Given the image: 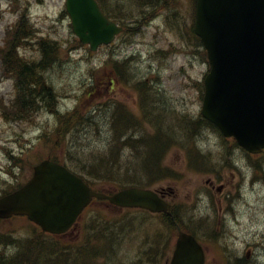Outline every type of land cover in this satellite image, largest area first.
I'll return each mask as SVG.
<instances>
[{"label": "rangeland", "instance_id": "obj_1", "mask_svg": "<svg viewBox=\"0 0 264 264\" xmlns=\"http://www.w3.org/2000/svg\"><path fill=\"white\" fill-rule=\"evenodd\" d=\"M119 3V11H121L124 15H134L132 12L133 2L134 0H115ZM65 0H0V43L6 33V28L9 24L14 22L19 14L18 10L20 6L22 8L28 7V10L31 15V19L36 24L38 29L42 32L43 35L50 36L59 41L70 40L73 42L75 35L72 33L71 27L69 25V18L67 17L64 9ZM180 19V17H179ZM175 22V20H174ZM156 23H161L160 20H157ZM164 24L160 27L161 31L155 32L153 29H148V32L139 38L135 39V43L132 46H128V50L135 48L137 51L140 50L143 46L149 47L150 45H157L155 50L150 51V57L147 56V60H134L142 63L145 67L142 68V71L137 73L136 78L133 77L134 73H129V71L123 68V77L130 76V80L128 81L134 84H138L139 79L146 76L148 64L151 62L150 60H159L158 63L161 66L162 73V82L168 93L170 94L172 100L177 102L176 105L183 109L186 108V111L192 114H198L201 101H200V91L198 86L195 85L194 80H201L205 71L207 70V65L199 56L198 61L196 58H193L192 64L189 63L180 53L178 45L180 43V39L178 38V32L173 31L171 33L169 30L170 26L168 22H163ZM171 24V23H170ZM154 28L153 25H151ZM172 26V24H171ZM182 27V26H181ZM156 30V29H155ZM176 36V37H175ZM33 40V39H30ZM127 41V39H126ZM74 41L75 47L72 48L70 45L68 49H65L62 54L59 53L60 59L58 62L54 64V66L50 67L46 71V76L52 81L55 88H57L60 93L58 97L60 99V103L58 107L61 108H72L75 106V98L74 94H81L84 89H86V84L89 79V71L92 66L98 65L100 61L106 60V53L109 48L99 49L95 53H90L87 48L82 45H77ZM127 43V42H126ZM33 46V49L29 48L27 55L37 53V45L35 43H28L27 41H23V46ZM117 44L113 47L116 48ZM167 48L165 50L166 55L169 60H165L164 53L155 52L158 48ZM144 48V47H143ZM144 53V51H141ZM19 53V52H18ZM111 54V52H110ZM136 56L139 54L134 53ZM146 57V56H145ZM139 58V57H138ZM187 67V69H186ZM186 71L191 75V78L187 79L184 76L186 75ZM1 73V68H0ZM94 84L99 82L100 76L96 72L94 76ZM155 82V80H154ZM105 88L101 87L99 89L100 93H103ZM0 92L4 95V98L0 99V110H2L6 114V118L0 115V183H5L8 190L13 189L18 183L24 182L32 172V166L40 157H44L47 154H53L59 157L63 156L64 147H60L59 145L52 146V139L50 143H46L42 137L37 136L36 134L40 133L41 136L46 137L44 134L45 130H52L55 121L57 120L56 114L53 116L50 112L53 111L54 108H39L38 110L33 111L31 114L32 119L36 122V125L30 126V124L26 125H18L13 122L10 123L7 121L11 117V111L6 106V101L8 102V98L14 93V89L12 86V81L4 80L0 83ZM122 95H128L127 92H121ZM97 96V91L92 93L91 95H85L82 98V103L84 108L91 105L94 102L95 97ZM169 96V95H168ZM123 98V97H122ZM130 100V98H129ZM160 102L155 100L158 105V112L163 108L165 112L168 111L167 103L165 102V96H159ZM171 101V100H170ZM56 102V101H55ZM19 104L16 105L17 111L20 110ZM109 108L108 107L105 112L100 111L96 118L94 117V121L97 123L92 124L94 128L87 127L89 135L88 137L83 136L81 129L79 126H74L69 130V134L73 135V130L76 133L75 135V144L72 146V150L70 153L72 154V161L70 164L78 169L76 163L78 165L88 164L90 166H96L98 170L93 171L94 173H106L107 168L111 174H115L118 172L119 174L127 171L130 173L131 170L142 169L143 173L148 176L153 173L157 174L159 171L156 169L155 165H151L150 163L145 162L144 160V145H141L139 149L136 150L137 145L139 144V140L141 142H148V139H140L137 131L133 132V129L136 127L139 129L135 122H130L123 118L117 117V114L113 116V118H119L120 123L118 126H115L113 131L111 128V124L109 123ZM118 113H120L118 111ZM149 115V114H148ZM179 111L177 112V116H179ZM150 118V115H149ZM154 122L158 124L159 132L155 139H159L163 142V145L159 144V148L157 149V153L153 155L158 168V162L160 161V165L166 166L167 168H171L172 171L176 175V179L171 181V184L177 190V198L179 201L184 202L188 206L182 208L180 210V217L184 224L194 228L195 230H201V235H206L209 231V236L217 232V235H221V239L219 243H215L220 251V248H224L225 254L229 258H233V256H237L236 253L243 252L244 248L252 249V259L248 261H255V264H264V234H260V231L264 232V190L262 184H256L254 187L251 186L249 180L250 172H245V184L241 188L240 192L236 191L235 196H233L230 202L225 203V201L220 198L215 197L214 201L210 200L208 196L209 192L204 186L205 179L210 178V176L206 175L205 172L196 170L193 168L188 159L185 156V149L180 146L186 145L182 139H178V144H171L170 141L167 142L163 135H161V131H163L164 127H159V119L153 118ZM128 122V123H127ZM84 124V122H81ZM125 124V125H124ZM126 124H130L131 128H127ZM70 125H61L57 126V129L61 132V135L67 132L68 127ZM150 130V128H147ZM121 133H125L128 130L126 136H131L130 144L131 146L125 145V150L117 149V138L113 136V141L111 142L109 139L112 133H116L117 131ZM165 132V131H163ZM168 133V131H166ZM177 136L181 133L179 130L174 131ZM117 135V133H116ZM83 136V137H82ZM124 136L125 143L128 140V137ZM176 136V137H177ZM139 137V138H138ZM202 141L209 143V145L215 146L216 154L213 162L208 161V166H217L221 164V161L227 159V163L224 162L222 164V173L224 174V180L227 182L232 173L229 170L235 169V167H230L233 163L232 159H230V154L224 150V140L219 134L214 130H204L202 132ZM119 139H122L119 137ZM122 140V141H124ZM135 140V143L132 145V142ZM121 141V142H122ZM119 145H123L122 143ZM153 142V141H151ZM226 143L229 146V150L231 153L240 152V149L236 146H233L232 141L228 140ZM182 144V145H181ZM118 145V146H119ZM203 145L205 143L203 142ZM109 146V148H108ZM110 147L113 148L111 153H108ZM211 147V146H210ZM70 149V147H69ZM148 154L150 158L151 153H148L145 150V155ZM15 155L16 157H12ZM112 155L114 157V162L112 163L109 156ZM264 155V153H263ZM96 156L104 157L105 160L100 162H88L86 158H93ZM16 160L18 164V168L13 166V160ZM230 162V163H229ZM237 162L234 161V165ZM13 167L15 173L11 174L8 172V168ZM90 167V168H92ZM168 168V169H169ZM84 169H88L85 167ZM107 170V171H108ZM152 170V171H148ZM104 171V172H100ZM161 171V170H160ZM109 173V174H110ZM106 175V174H105ZM143 174L137 175L138 177H143ZM129 178H122V181H126L130 179L131 176H127ZM258 179V177H255ZM161 182V181H160ZM158 182V185H167L169 183L168 180L164 182ZM97 187H103L99 184ZM106 187H110L113 189L112 185H105ZM156 186V185H155ZM7 190V191H8ZM240 194V196H239ZM198 202H197V196ZM222 197V195H220ZM223 198V197H222ZM194 199H196L194 201ZM197 202V203H196ZM225 205V210L221 213V206ZM99 210L100 213L110 214L116 213V210L111 209L110 207H106L103 203L96 202L89 209L88 213L91 211ZM113 212V213H112ZM86 214V215H87ZM96 220V231H100L104 233V235L109 237V234H114V247H115V256H114V264H123L122 261L127 259V248H131L135 245L137 246V237H140L138 230L143 231V226L138 229H134L130 226L128 222L125 225H113V228H110L108 225L103 224L104 220L103 216H99ZM135 220V219H133ZM147 219H144L146 221ZM225 222V223H224ZM136 224V221L133 222ZM151 227V221L147 223ZM11 227V231L16 233V238L20 237L19 242H25V239L29 238L33 233L32 227L25 218L19 217L18 219H12L9 221H5L4 224L1 223V229H8ZM227 228H230V234L224 233ZM256 230L259 232L256 233ZM3 231V230H2ZM93 230H89L92 233ZM5 232V231H3ZM98 235V232L93 231ZM206 233V234H205ZM150 233H147V235ZM124 237H127L126 244H121ZM93 236L91 237L92 245L96 248L99 246L98 242L93 240ZM136 240V243L134 240ZM37 240V239H36ZM140 241L142 240L139 239ZM15 241V240H14ZM0 242H5L2 238ZM203 245L207 254V264H218L219 257L218 251L215 250V244L208 238L206 235L202 239ZM249 243L247 247L246 244ZM14 244H17L15 242ZM97 244V246H96ZM9 245H13L9 244ZM0 246L3 248L4 256L7 254H13L16 249L8 248V244L3 245L0 243ZM15 246V245H13ZM36 246H42L37 245ZM220 246V247H219ZM127 247V248H126ZM230 249V250H229ZM227 250H229L227 252ZM120 252V253H119ZM49 255L50 253L48 251ZM48 256V255H47ZM224 256V254H223ZM238 256H241L239 254ZM49 257V256H48ZM137 259L144 260L143 256H137ZM67 260V257L64 259ZM38 261V259H36ZM46 262V261H45ZM86 264L98 263L96 260L87 259L85 261ZM254 263V262H252ZM46 264H49L48 262ZM99 264V263H98Z\"/></svg>", "mask_w": 264, "mask_h": 264}, {"label": "water", "instance_id": "obj_2", "mask_svg": "<svg viewBox=\"0 0 264 264\" xmlns=\"http://www.w3.org/2000/svg\"><path fill=\"white\" fill-rule=\"evenodd\" d=\"M73 29L94 49L118 31L94 0H67ZM195 32L211 64L204 79L202 114L251 152L264 146V0H197ZM93 195L83 180L63 165L44 159L28 182L0 198V217L26 214L43 229L66 230ZM110 199L151 210L163 202L148 189H124ZM200 246L180 234L170 264H203Z\"/></svg>", "mask_w": 264, "mask_h": 264}, {"label": "trees", "instance_id": "obj_3", "mask_svg": "<svg viewBox=\"0 0 264 264\" xmlns=\"http://www.w3.org/2000/svg\"><path fill=\"white\" fill-rule=\"evenodd\" d=\"M152 2L156 3L157 0H151ZM121 12V11H120ZM36 37V30L32 26V24L29 21V18L26 14H22L20 20L17 22L15 26H13L11 29L7 30V35L5 38L4 45L0 46V58L2 60V66H3V72L6 76H12L14 78V84H15V101H19L20 104V110L22 111V114H31L29 109L31 108V105L39 106L42 103L45 104H50L53 103L54 100V94L56 93L53 88L52 82H50V79L46 76V71L54 66L56 60L58 59V50L59 47L55 43L54 40L48 38V37H38L36 40L37 43V54L35 56H23L20 55L21 53H18V47L23 44V41H30V39ZM24 82L23 86H21V82ZM48 81L51 83L49 84ZM153 83V81H152ZM140 87H146L148 85V80L143 79L139 81ZM31 98V99H28ZM1 99V98H0ZM53 99V100H52ZM18 103V102H17ZM31 110H33L31 108ZM13 113L17 115L16 109L13 110ZM182 123L184 120L187 119L186 114L180 115ZM72 119V118H70ZM69 119V120H70ZM89 120V118L86 119V121ZM132 120V118H131ZM134 120H136L134 118ZM82 122V120H81ZM81 122H70L69 129L70 130L74 126H79L81 129L82 133H88L89 131L86 130L85 128L87 127H92V123L86 122L82 124ZM195 127L198 129H203V126H212L211 123L208 121L202 119L201 117H197L195 119ZM190 127L188 124L185 123L183 124V130L182 132L185 133L190 130ZM74 134V140H75V135L76 133L73 130ZM169 132L167 133V135ZM71 135V134H70ZM83 137V136H82ZM170 137V134H169ZM163 138L167 142H169L168 138L163 135ZM71 143H68V150H72V146L74 145V140L73 137H70ZM155 139V137H154ZM66 142L68 140L69 142V135H67V138H65ZM151 144H145L143 153H144V160L147 163H150L151 165H155L156 169L159 171V173L154 174L152 170V173L148 178H146V183L151 180H157L161 177L164 176V170L162 166L160 165V161L158 162V168H157V163L153 157L157 153V151L154 153V149L156 148L157 144L154 142H150ZM161 145H163V142H160ZM70 147V149H69ZM160 146L158 145V148ZM139 148V144L137 145L136 150ZM145 150L148 151L150 155V158L148 157V154L145 155ZM55 157H53L54 159ZM57 159V158H55ZM89 160V158H86ZM92 162H100L102 163L105 159H102L100 161V158H91ZM71 160H73L71 158ZM111 162H114V157L110 158ZM87 166L90 168L92 166L88 165ZM93 171L98 170L96 166H93L92 168ZM106 169V174L109 173L110 171ZM108 170V171H107ZM141 168L136 170H131L136 171L135 175H141ZM161 170V171H160ZM89 172L91 170L88 169ZM117 173V172H116ZM146 175V174H145ZM98 177V176H96ZM133 181V182H132ZM132 184H141L142 181L139 179L134 178L131 179ZM171 221V220H170ZM172 223V221L170 222ZM95 232H98V235L94 236L93 240L99 241V238L101 240H105L107 238H104L103 236H99L100 231H96L97 227L94 228V225L92 226ZM35 234L31 235L29 238L25 239V242H19L20 237H12L10 234H6L5 236L0 235V239H4L6 244H8V248L11 249H16L13 254H7L6 256H1L0 257V264H46L47 262L49 264H86L85 261L87 259L95 260V257L97 255L96 249L92 250L91 249L94 247L93 244L90 240V243L86 241V244L78 245L75 247H64L63 245H60L58 241L54 239H50L45 236L44 233H39V232H33ZM99 236V238H98ZM37 239V240H36ZM158 239L162 242H169V239L167 240L164 239V237H160V234L158 235ZM15 240V241H14ZM111 241V238H108V241L106 244L109 245V242ZM17 242V244H14ZM15 245H9L12 244ZM158 243V242H157ZM37 245H42V246H36ZM97 245V244H96ZM110 253H108V257L110 259H114L115 252L113 249V246L108 247ZM48 251L52 253L49 255ZM49 257H48V256ZM67 257V260H64ZM38 259V261H36ZM46 261V262H45ZM93 264H98V263H93Z\"/></svg>", "mask_w": 264, "mask_h": 264}, {"label": "bare ground", "instance_id": "obj_4", "mask_svg": "<svg viewBox=\"0 0 264 264\" xmlns=\"http://www.w3.org/2000/svg\"><path fill=\"white\" fill-rule=\"evenodd\" d=\"M74 42V40H73ZM72 41H68V44L69 46L71 45L72 48L75 47V44L73 43ZM77 45H80L79 43L75 42ZM139 57V58H138ZM142 57L141 56H136V55H125L124 56V61H123V65L125 66V69H127L129 71V73H134L133 74V77L136 78L137 76V73L142 71V68H144L145 70V67L142 63L138 62V61H134V60H142L141 59ZM151 62H149L148 64V69H147V78H148V85L146 87H143L142 88V91H143V96L145 97L144 98V101L146 102V104H143V107L145 108V112L148 113L150 115V118H144L142 119L141 121H139V129L138 128H134L133 129V132L137 131L138 134H139V137L140 139H148V142L144 143V142H141L139 140V148L141 147V145H144V144H151L150 142L153 141L154 143L157 144L156 148L154 149V153L157 151L158 149V145L160 144V138L159 139H154V137H157L159 136L158 135V131H155L154 134L152 133H147L146 134V129L149 127L153 128V126L151 125V122L153 121V118H157L159 119V126L160 127H164L163 131H161V135H165L169 141H172L174 144H178L177 141L178 139H182L184 141V143L186 145L184 146H181V147H185L186 150H187V154L189 156V159L191 161V163L196 166V167H206V165L209 163L208 161H212L214 160V157H215V146L213 145H209V143L205 142V141H202V132L204 130H207V126H203V129H198L195 127V119L197 118L196 115L186 111V108L183 109L182 106L179 107L176 105L177 102L175 100H172L170 94L168 93V91L166 90V88L164 87L163 85V82H162V76L164 75L162 73V69H161V66L159 65L158 61H155V60H150ZM150 76V77H149ZM130 80V78H129ZM155 80V82H154ZM153 81V83H152ZM24 82L22 81L21 82V86H23ZM129 86L130 87H133V83L129 82ZM24 87V86H23ZM162 95L163 97L165 96V102L167 103V107H168V111L165 112L163 108L160 109V112H158V105H157V102L155 103V100L160 102L159 100V96ZM169 95V96H168ZM171 100V101H170ZM112 108V110L114 111H110V114H117L118 111L116 108L110 106ZM119 108V107H117ZM120 109V108H119ZM121 110V109H120ZM179 111V114L182 115V114H186L187 115V119L184 120L182 123H180L181 121V117L180 115L177 116V112ZM122 112V110H121ZM122 114H124L122 112ZM96 118H98L97 116H95ZM119 118H123L124 119V116L123 115H119L118 116ZM117 118L116 120V123L119 124L120 123V119ZM94 117H91L89 120H87L88 122L94 124L96 123L94 120ZM99 119V118H98ZM186 121V124H188L190 127V130L183 133L182 130H183V124L185 123ZM128 123V122H127ZM97 124V123H96ZM125 125V124H124ZM126 127L127 128H130V124H126ZM176 130H179L181 133L177 134L174 132ZM169 132L170 134V137H169V134L167 135V132ZM120 138H123L124 136H126V134L128 133V130L127 132L125 133H121L119 130L116 132ZM113 134H111V137H110V141L112 142L113 141ZM88 137L89 133H83V136ZM177 136V137H176ZM220 137H222L220 134H219ZM119 137H115L117 138V149H121V150H125V145L126 146H131V144L129 143L130 140H131V136H126L128 137V140H126L127 143H125V140L124 139H119ZM138 137V138H139ZM222 139L224 140V138L222 137ZM124 140V141H122ZM122 141V142H121ZM122 143L123 145H119V143ZM203 142L205 143V145H203ZM135 143V140L132 142V145ZM119 145V146H118ZM182 145V144H181ZM211 146V147H210ZM223 148L227 147L228 144L226 143V141L224 140V145H222ZM109 148V146H108ZM138 148V149H139ZM113 151V148L110 147V150L108 153H111ZM232 159L233 160H237V159H240L242 158L244 152L243 150H240V152H233L232 153ZM229 155V153H228ZM109 158H113L112 155H108ZM100 158V161H102V159H105L104 157H101V156H96V157H93V158ZM86 161L88 162H92V159L89 158V160L86 159ZM222 164H224V162L221 161V164L217 165V166H214L213 165V169L214 171H221L223 168H222ZM82 167H87L89 170H92L90 169L87 164H83L81 165ZM138 170V169H137ZM136 170V171H137ZM93 171V170H92ZM136 171H132L130 173H128L127 171H125L124 175L125 176H131L132 173L136 172ZM141 171L142 174L143 171L142 170H139ZM117 175H120L118 172L116 173ZM122 174V173H121ZM137 175H135L136 177ZM132 179V176L130 179L128 180H131ZM263 184L264 183V180L261 181L259 179H255L251 186L254 187L256 184ZM8 188L6 186V184L4 183H0V196H3L5 195L8 191ZM183 222H180L178 224V226L182 225ZM230 228H227V230L224 232L226 234H230ZM201 230L197 229L195 230V233L196 235L200 238V239H203L206 235H208V238L215 244V243H219L220 239L222 238L221 235H217V233H213V235H210L209 236V232L206 234V235H201L200 234ZM164 234V233H163ZM160 237H164V239L167 238V240L169 239V241L172 239V236L171 235H161L160 234ZM168 242V241H166ZM216 248L215 250L218 251V257H219V262L218 264L220 263H226V264H255V261H253L254 263L252 262H247L245 263V261L240 257V256H233V258H229L226 254H225V250L224 248H220V251L217 247V245L215 244ZM220 247V246H219ZM230 250V249H229ZM227 250V252L229 251ZM160 251V249H159ZM162 251V249H161ZM165 253V250H163L162 254ZM224 254V256H223ZM155 264H158V262H156Z\"/></svg>", "mask_w": 264, "mask_h": 264}, {"label": "flooded vegetation", "instance_id": "obj_5", "mask_svg": "<svg viewBox=\"0 0 264 264\" xmlns=\"http://www.w3.org/2000/svg\"><path fill=\"white\" fill-rule=\"evenodd\" d=\"M225 183H223V185H224Z\"/></svg>", "mask_w": 264, "mask_h": 264}]
</instances>
